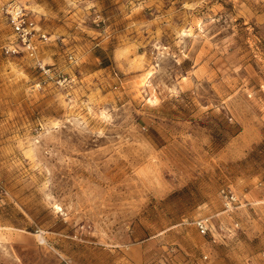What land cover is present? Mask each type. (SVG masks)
<instances>
[{"label":"rangeland","instance_id":"374dc122","mask_svg":"<svg viewBox=\"0 0 264 264\" xmlns=\"http://www.w3.org/2000/svg\"><path fill=\"white\" fill-rule=\"evenodd\" d=\"M63 260L264 264V0H0V264Z\"/></svg>","mask_w":264,"mask_h":264},{"label":"built area","instance_id":"2783aa9c","mask_svg":"<svg viewBox=\"0 0 264 264\" xmlns=\"http://www.w3.org/2000/svg\"><path fill=\"white\" fill-rule=\"evenodd\" d=\"M4 13L6 14L9 25L20 42L21 49L30 59L35 61L36 67L43 71L45 74L48 70L42 65L37 57L38 53V42H43L46 39L45 34H41L39 28H37L33 18L29 13L18 4H11L4 8ZM16 52V50H14ZM224 199L228 202L234 200L233 195L228 194L224 190L221 191ZM198 230L201 234L205 235L208 233V224L205 221L197 222ZM59 264H72L69 261L63 260Z\"/></svg>","mask_w":264,"mask_h":264}]
</instances>
